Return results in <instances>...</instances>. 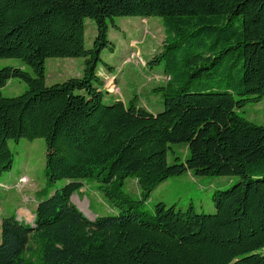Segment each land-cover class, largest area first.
I'll use <instances>...</instances> for the list:
<instances>
[{
  "label": "trees",
  "instance_id": "obj_1",
  "mask_svg": "<svg viewBox=\"0 0 264 264\" xmlns=\"http://www.w3.org/2000/svg\"><path fill=\"white\" fill-rule=\"evenodd\" d=\"M153 16L166 34L148 63L163 62L168 78L154 89L159 113L112 100L97 72L112 50L107 20ZM85 19L96 25L90 49ZM49 58H82V76L46 86ZM0 59L32 72L0 68V89L10 79L28 87L0 91V175L13 164L9 140L43 139L47 181H69L37 204L33 224L1 220L0 264H264V126L241 116L264 98V0H0ZM172 144L185 145L183 159ZM187 171L239 181L214 193L213 214L123 208L124 180L144 201ZM89 178L123 210L86 217L71 197Z\"/></svg>",
  "mask_w": 264,
  "mask_h": 264
},
{
  "label": "rangeland",
  "instance_id": "obj_2",
  "mask_svg": "<svg viewBox=\"0 0 264 264\" xmlns=\"http://www.w3.org/2000/svg\"><path fill=\"white\" fill-rule=\"evenodd\" d=\"M109 31V48L101 52V62L97 72L104 77L107 90L114 95L113 99L129 104L133 101L138 106L146 107L153 113L163 109V99L160 92L154 90L168 79L163 75V62L148 64L158 54L164 45L166 34L160 17H113L107 20ZM96 37V25L93 20L85 19V48L93 47ZM21 68L28 73L31 69L19 59H0V68ZM227 63L221 65L220 71H225ZM238 71L237 68L233 70ZM83 74L82 58H49L45 61V84L51 86L80 78ZM240 73L238 72L237 75ZM111 77V79H109ZM27 85L18 80L10 79L0 89L3 96L14 97L24 93ZM105 90V89H104ZM109 98L105 97L104 102ZM241 116L248 121L264 126V98L256 104H247L241 110ZM13 154V164L9 171L0 175V220L9 216H19L20 208L32 209L35 204L47 199L56 190L63 187L68 180L62 179L55 183L47 181L45 168V142L43 139L28 141L19 139L17 142L8 141ZM177 156H186L184 144H172ZM169 151L168 162L173 163ZM239 181L237 176H195L187 171L177 177H170L155 188L149 197L141 201V196L133 179H126L118 188L121 196L127 202L123 208L134 205L139 213H152L155 204L162 202L167 207L186 210L189 206L195 213H214L213 196L216 191L229 189ZM82 188L71 197L72 202L82 210L90 220L96 217L114 216L123 209L121 198L114 201L109 199L104 189L95 179H82ZM30 209V210H31ZM21 222L27 224L20 216ZM31 219V218H30ZM33 224V219L29 222Z\"/></svg>",
  "mask_w": 264,
  "mask_h": 264
},
{
  "label": "crops",
  "instance_id": "obj_3",
  "mask_svg": "<svg viewBox=\"0 0 264 264\" xmlns=\"http://www.w3.org/2000/svg\"><path fill=\"white\" fill-rule=\"evenodd\" d=\"M105 78V76L103 77V79ZM109 79H111V77L109 78ZM104 81V80H103ZM105 83V82H104ZM104 88L106 89V91L108 92V97L109 98H111L112 100H114L113 99V97H114V95L112 94V93H110V91L109 90H107V87H106V83L104 84ZM116 100V99H115ZM116 101H119V100H116ZM122 102V101H121ZM36 206H37V204H35L33 207H32V209L30 210V209H28V208H20L19 209V216L17 217V220H18V218L20 217V216H23L24 218H25V221H26V223L27 224H30L29 222H30V220L31 219H34V211H35V208H36ZM31 218V219H30ZM20 220V219H19ZM0 222H1V220H0Z\"/></svg>",
  "mask_w": 264,
  "mask_h": 264
},
{
  "label": "water",
  "instance_id": "obj_4",
  "mask_svg": "<svg viewBox=\"0 0 264 264\" xmlns=\"http://www.w3.org/2000/svg\"><path fill=\"white\" fill-rule=\"evenodd\" d=\"M80 209V208H79ZM82 211V210H81Z\"/></svg>",
  "mask_w": 264,
  "mask_h": 264
}]
</instances>
